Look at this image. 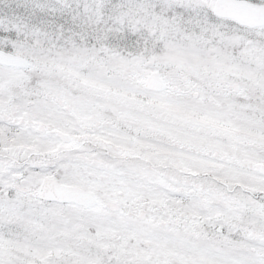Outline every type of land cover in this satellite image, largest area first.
I'll return each mask as SVG.
<instances>
[{
  "label": "snow or ice",
  "instance_id": "obj_1",
  "mask_svg": "<svg viewBox=\"0 0 264 264\" xmlns=\"http://www.w3.org/2000/svg\"><path fill=\"white\" fill-rule=\"evenodd\" d=\"M0 264H264V0H0Z\"/></svg>",
  "mask_w": 264,
  "mask_h": 264
}]
</instances>
